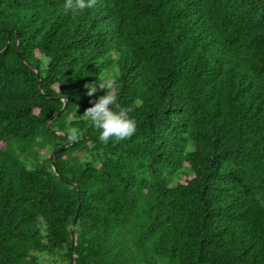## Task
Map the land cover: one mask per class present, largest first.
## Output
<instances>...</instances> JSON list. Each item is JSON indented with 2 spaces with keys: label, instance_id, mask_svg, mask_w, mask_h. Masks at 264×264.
Returning a JSON list of instances; mask_svg holds the SVG:
<instances>
[{
  "label": "trees",
  "instance_id": "trees-1",
  "mask_svg": "<svg viewBox=\"0 0 264 264\" xmlns=\"http://www.w3.org/2000/svg\"><path fill=\"white\" fill-rule=\"evenodd\" d=\"M67 3L0 0V264H264V0Z\"/></svg>",
  "mask_w": 264,
  "mask_h": 264
},
{
  "label": "clouds",
  "instance_id": "clouds-1",
  "mask_svg": "<svg viewBox=\"0 0 264 264\" xmlns=\"http://www.w3.org/2000/svg\"><path fill=\"white\" fill-rule=\"evenodd\" d=\"M96 0H75V8L83 11L94 6ZM73 9V0H68L66 10ZM105 94L91 101L84 116L91 124L100 129V139L103 142H120L131 138L136 132V121L129 116V109L118 106L117 84L112 79H106L102 87ZM97 90L89 89L88 95L93 96ZM78 129L73 127L68 133V139L75 141Z\"/></svg>",
  "mask_w": 264,
  "mask_h": 264
},
{
  "label": "rangeland",
  "instance_id": "rangeland-1",
  "mask_svg": "<svg viewBox=\"0 0 264 264\" xmlns=\"http://www.w3.org/2000/svg\"><path fill=\"white\" fill-rule=\"evenodd\" d=\"M179 177H180V179H184V178H186L188 176H186V175L185 176L184 175H180ZM45 259H46L45 263L47 262V264H51V259L50 260H49V258H45Z\"/></svg>",
  "mask_w": 264,
  "mask_h": 264
},
{
  "label": "water",
  "instance_id": "water-1",
  "mask_svg": "<svg viewBox=\"0 0 264 264\" xmlns=\"http://www.w3.org/2000/svg\"><path fill=\"white\" fill-rule=\"evenodd\" d=\"M64 106H65V101H64ZM53 169V168H52ZM73 225H74V221H73V224H72V227H71V229L73 228Z\"/></svg>",
  "mask_w": 264,
  "mask_h": 264
}]
</instances>
